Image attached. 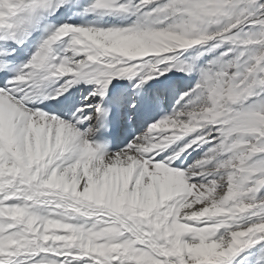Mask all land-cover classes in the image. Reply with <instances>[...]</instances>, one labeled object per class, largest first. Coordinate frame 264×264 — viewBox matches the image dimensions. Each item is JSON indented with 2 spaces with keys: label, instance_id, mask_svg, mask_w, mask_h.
<instances>
[{
  "label": "snow or ice",
  "instance_id": "obj_1",
  "mask_svg": "<svg viewBox=\"0 0 264 264\" xmlns=\"http://www.w3.org/2000/svg\"><path fill=\"white\" fill-rule=\"evenodd\" d=\"M0 264H264V0H0Z\"/></svg>",
  "mask_w": 264,
  "mask_h": 264
},
{
  "label": "bare ground",
  "instance_id": "obj_2",
  "mask_svg": "<svg viewBox=\"0 0 264 264\" xmlns=\"http://www.w3.org/2000/svg\"><path fill=\"white\" fill-rule=\"evenodd\" d=\"M105 21L108 20H115V17H110V16H106L103 18ZM189 52H191V50H188V52H186L185 54L187 55ZM170 79L164 83H161L159 81L153 82V81H149L148 85H147V92L145 95V99H144V104L143 107L141 108L140 112L137 115V122H138V131H139V124L141 122L147 121V122H152L153 120L162 118L163 116L159 117V113L162 110H168V113H170L171 111V107L172 105L175 103L174 98H172L170 95H168L167 93H165L164 97H163V102L160 104H157L155 102H153V95L155 93L156 89H160L165 87L166 84H171L174 81H182L184 83H190V79L188 78L186 73L183 72H176L173 71L172 73L168 74ZM114 85H118V87L115 89V93H121V92H130L133 91L132 89V82L130 80V78L125 77V78H119L118 80L113 82ZM91 85H84V84H79L74 86V88L69 89V92L72 93V96L69 98V101L71 102V100L74 99H79L81 96V90L83 88H90ZM110 87L113 89L114 87H112L110 85ZM67 95V94H66ZM127 126H130V124L128 122H126ZM183 139V138H182ZM116 150V149H114ZM113 150V151H114ZM197 151H200L199 149H197ZM193 155H195V153H193ZM191 159H189L186 163H191ZM207 198V197H205Z\"/></svg>",
  "mask_w": 264,
  "mask_h": 264
},
{
  "label": "clouds",
  "instance_id": "obj_3",
  "mask_svg": "<svg viewBox=\"0 0 264 264\" xmlns=\"http://www.w3.org/2000/svg\"><path fill=\"white\" fill-rule=\"evenodd\" d=\"M217 210H219V209H213V211H217Z\"/></svg>",
  "mask_w": 264,
  "mask_h": 264
}]
</instances>
